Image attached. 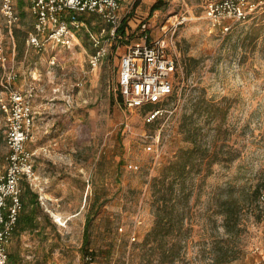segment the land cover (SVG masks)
<instances>
[{"label": "rangeland", "instance_id": "obj_1", "mask_svg": "<svg viewBox=\"0 0 264 264\" xmlns=\"http://www.w3.org/2000/svg\"><path fill=\"white\" fill-rule=\"evenodd\" d=\"M209 1L162 3L168 16L159 29L167 17L185 20L166 39L176 60L172 92L147 121L144 107L125 108L117 87L120 55L138 37L112 41L110 25L85 13L86 28L76 32L70 49L30 47V0H16L17 85L36 79L25 143L35 178L19 181V216L27 219L8 244L13 264L144 263L137 244L153 224L150 180L178 148L191 145L183 118L212 154L202 164L206 169L209 163V173L188 180L185 229L171 264H264V193L240 204L233 229L223 226L220 213L227 193L256 185L264 190V0H244V20L226 18L216 26L205 17ZM91 34L106 46L95 66ZM4 130L0 112V169ZM86 216L92 260L80 252Z\"/></svg>", "mask_w": 264, "mask_h": 264}, {"label": "built area", "instance_id": "obj_2", "mask_svg": "<svg viewBox=\"0 0 264 264\" xmlns=\"http://www.w3.org/2000/svg\"><path fill=\"white\" fill-rule=\"evenodd\" d=\"M122 1L30 0L32 29L27 33L26 45L40 48L50 43L59 49H70L77 38L76 32L84 26L86 28L82 19L85 13L96 14L108 23L109 39H113L120 23L119 9ZM251 5L253 4L249 6ZM204 13L213 26L220 25L226 18L241 21L247 16L244 0L209 1L205 5ZM170 19L171 17H167L161 25L159 37L129 44L120 55L117 87L126 109L159 103L172 92V75L176 69V60L168 53L166 39L170 30L181 24L185 18H175L173 21ZM18 20L15 0H1L0 112L5 120L7 154L4 169H0V264H7L6 245L22 209L19 181L31 183L35 178L33 152L27 149L25 143L33 126L31 101L35 94L36 79L31 77L24 85H17L12 27ZM224 29L227 30L228 27ZM90 36L94 40L91 39L94 48L89 55V62L95 66L106 54V46L100 45L92 34ZM161 111L159 108H145L147 121H151ZM131 240H135L134 234Z\"/></svg>", "mask_w": 264, "mask_h": 264}, {"label": "trees", "instance_id": "obj_3", "mask_svg": "<svg viewBox=\"0 0 264 264\" xmlns=\"http://www.w3.org/2000/svg\"><path fill=\"white\" fill-rule=\"evenodd\" d=\"M161 3L162 1L157 0L152 4L151 9H156ZM84 20L86 22L87 18ZM137 30H139V34L136 36L138 37L137 41L151 40L146 32L147 24L145 22L141 21L137 26ZM12 34L15 42L16 33L14 26L12 27ZM130 37L133 36L127 34L126 19L120 18V23L116 28L112 41L114 40L115 42L120 43ZM15 51L17 58L18 52L16 42ZM120 101L123 103L121 94ZM157 104L158 103L148 104L144 107V110L145 108L151 109ZM181 129L184 139L190 141L191 145L178 148L173 157L159 167L157 175L153 176L150 180L149 189L151 190L152 195L153 224L143 237L142 241L137 244V247L145 256L143 258V261L145 262L142 264H171L179 255V249L181 247L179 244L181 240L180 235L185 229L184 213L186 202L192 192L188 180L202 170H206L207 174L210 171L209 163L207 164L206 169L202 168V164L212 153L209 154L207 149L202 148V146L198 144L195 128L191 124H188L185 118H183ZM262 192L264 193V190L262 191V186L256 185L253 190L242 189L237 195H234L233 192L227 193L221 205L222 209L220 210L223 217V226L227 230L235 228L237 224V210L240 204L242 202H249L251 199H256L262 194ZM21 202L23 208V198H21ZM24 217L25 216L20 217L18 215L15 226L17 224L20 225L21 222L24 221ZM90 220V216H86L83 225V237L80 250L83 260H85V258H88L89 260L94 258L93 251L87 247L89 242L88 226ZM12 234L10 238L12 237ZM152 255H155V257H151ZM13 259V253H9L7 264H13Z\"/></svg>", "mask_w": 264, "mask_h": 264}, {"label": "crops", "instance_id": "obj_4", "mask_svg": "<svg viewBox=\"0 0 264 264\" xmlns=\"http://www.w3.org/2000/svg\"><path fill=\"white\" fill-rule=\"evenodd\" d=\"M156 1L157 0H123L121 2L119 15L121 19H126L127 34L132 35L133 37L137 36L139 34L137 26L143 21L147 24L146 32L151 40L161 35L159 26L163 22V19L168 16V13L165 12L167 8L164 6L165 4L162 3L167 2L169 5L173 0H160L162 3L159 4L156 9L152 10L151 6ZM8 244L6 245V250L8 249ZM9 253L7 250V255Z\"/></svg>", "mask_w": 264, "mask_h": 264}]
</instances>
